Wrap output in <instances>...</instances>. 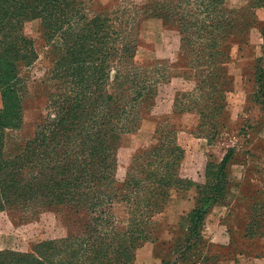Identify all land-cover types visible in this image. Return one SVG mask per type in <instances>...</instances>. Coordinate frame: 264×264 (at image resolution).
<instances>
[{"label":"rangeland","instance_id":"1","mask_svg":"<svg viewBox=\"0 0 264 264\" xmlns=\"http://www.w3.org/2000/svg\"><path fill=\"white\" fill-rule=\"evenodd\" d=\"M74 1L75 6L68 7L69 13L74 11L72 31L66 25L56 30L54 35L45 31L41 18H28L23 26H16L10 12L0 6V53L7 55L6 61L10 65H17L14 66L17 71H6L11 73L8 81L17 90V96L8 109L9 118L5 123L8 125L0 127V148L5 160L22 162L18 177L23 178L24 185L32 189L37 183L36 191L29 190L23 196H0V252L30 254L47 239L82 235L90 230L103 236L111 232L115 224L118 229H123L128 221L129 206L124 200L128 197L125 196L126 191L121 187H124L128 171L133 164L135 166L133 156L153 147L157 142L158 122L170 114V122L177 128V142L185 149L179 169L182 177L206 184L207 164L222 161L232 148L229 164L231 183L221 201L205 205L208 212L201 227V237L184 253L177 246L188 237L189 215L202 193L194 184L173 188L163 208L152 217L154 239L136 249L134 264H264V134H261L264 129V88L258 71H245L243 78L240 71H232L233 67L227 64L232 80L222 84L230 88L225 92L226 107L221 113L214 114L215 110L209 106H203V117L194 110L173 113L179 89L193 92L203 105L213 102L219 106L222 99L208 84L194 90V82L182 75L189 71L186 64L195 61L196 56L187 58L182 52L178 26L172 22L165 24L161 18L149 14L139 15L138 42H132L135 52L128 58L139 65H148L146 69L153 78H158V73L165 71H173L175 75L161 85L149 114L141 119H135L139 115L129 118L135 120L129 131L98 136L95 153L83 152L79 149L78 139L63 136L58 129L55 109L62 101L61 94L70 95L72 99L77 95L85 104L92 94L104 95L105 90L110 89L113 77H108L111 73L114 75L115 68L120 69L118 65L121 62L113 64L112 70L104 65L101 49L103 29L98 26L105 22L106 17H116L119 6L129 0ZM130 1L141 5L157 0ZM261 1L252 0L240 8L237 21L233 23V38L241 36L245 23H253L255 6ZM207 5L208 2L201 1L190 4L194 8ZM125 10L127 8L122 9L124 16L127 15ZM83 13L89 16L88 21L94 19V24L85 30L86 24H81L80 19ZM21 33L27 37L26 42L19 36ZM79 36L86 40L89 49L96 48L88 56L81 52L88 62L80 61ZM12 48L14 51L22 48L25 54L28 50V57L16 58L18 55L9 50ZM98 55L101 57L99 61ZM127 66L124 71H134ZM201 76L213 82V77L210 78L213 71H201ZM215 80L218 79L215 77ZM26 84L28 92L24 97ZM252 84L255 90L246 97L243 87ZM259 84L262 86L256 87ZM215 89H219V85ZM199 93L204 97H199ZM104 105L101 103L92 117L84 119L91 132L106 130L102 118ZM202 119L203 125L200 126ZM74 159L82 166L68 167ZM141 162L142 159L136 161V165ZM93 165L99 175L110 169L107 175L111 179L92 177L89 168ZM69 170L77 172L72 174ZM49 172L53 176L44 180ZM65 173L74 175L76 179L74 185L80 194H75L73 199L79 201V207L62 204L69 198L64 199L58 194L38 193V187L42 183L48 185L51 180L63 193L68 189L62 182ZM7 199L12 202H5ZM55 244L58 246L60 243Z\"/></svg>","mask_w":264,"mask_h":264},{"label":"trees","instance_id":"2","mask_svg":"<svg viewBox=\"0 0 264 264\" xmlns=\"http://www.w3.org/2000/svg\"><path fill=\"white\" fill-rule=\"evenodd\" d=\"M200 1L208 2V5L195 8L190 6V4ZM225 3L226 0H157L139 5L129 0L126 4L123 3L119 6L116 17H106L103 24L97 22L98 27L103 29L102 61L110 70H112L113 64L117 65L118 62H121L118 65L120 69L115 68L114 75L111 73L108 77H113L110 89H106L104 95L92 94L85 104L80 101L77 95L72 99L70 95L61 94L62 101L60 100L58 103L55 114L58 129L62 135L78 139L79 149L83 152L95 153L98 136L104 137L103 135H107L108 132L111 134L116 131H129V127L135 121L129 119L132 115H139L135 119H141L145 114L151 112L159 88L175 74L173 71H165L158 73V78H153L150 71L146 69L148 65H139L131 62V59L128 58L135 52L132 42H138L137 23L140 20L139 15L141 17L143 14L159 17L165 24L172 22L178 26L182 52L187 58L190 55L196 56L195 61L198 62V64L195 61L188 62L186 68L189 71H184L182 75L194 82V90L197 87L202 89V84H208L216 91L214 94H219L222 99L219 106L214 105L213 102L210 105H203L195 98L193 92L179 89L173 103V113L194 110L203 117L205 114L203 106L213 107L214 114L221 113L226 107L225 92L230 88L222 86V84L232 80L227 72V64L231 58V43L243 40L250 26L256 21L255 15H253V23H245L241 36L233 38L235 36V24L233 23H236L237 13L240 9L228 8ZM0 6H4L10 12L13 18L12 23L16 26L21 24L23 26L26 19L36 17L42 19L45 31L52 35L56 34V30H60L63 26L69 25L71 31L73 28L74 11L69 13L68 7L75 6L74 0H0ZM123 8H127L126 16L122 11ZM80 19L82 20L81 24H86L83 30L88 25L94 24V19L88 21L87 13H83ZM19 36L23 42L27 41V37L23 33ZM79 37L80 61L88 62V59H85L86 56L90 52H94L96 48L89 49L86 40ZM21 49L14 51L12 48L9 50L13 55H18L16 58L26 59L28 50L25 54V51H21ZM81 52L86 56H83ZM6 56L3 52L0 53V89L3 95L0 127L8 125L5 124L9 118L10 111L8 109L13 106L12 100L17 96V90L8 81L11 73L6 72L17 71L14 68L17 65H10L6 61L8 60ZM100 58L98 55L97 60L99 61ZM127 61L129 63L125 64ZM127 65L134 71H124L128 69ZM207 68H211V70ZM201 71H213V76L210 77H213V82L210 83L209 80L201 78ZM215 77L218 80H215ZM217 85H219V89L216 90ZM23 92L25 97L28 92V84ZM199 95V97H204L203 93H199ZM101 97H103L102 102L100 101ZM67 102L68 105H65ZM101 103L105 104L104 111H102L105 115L102 118L106 130H92L91 132L84 119L92 117ZM170 116L167 114L162 118V121L158 122L155 134L157 142L153 147L133 156L135 166L133 164L131 171H128L124 187H121L126 191L125 196L128 197H125L124 200L129 206L128 221L123 229H118V225L115 224L112 225V231L103 236L90 230L81 233L82 235L70 234L58 240L47 239L38 244L34 252L30 254H18L13 251L0 252V264H134L136 249L143 243L154 239L151 225L153 215L163 208L166 200L171 196L173 188L186 184L188 187L191 184L196 185L201 190L199 192L202 193L189 215L191 224L187 227L188 237L183 244L177 246V249H183L182 253L190 249L201 237V227L205 214L208 212L207 208L204 209L205 205L221 201L220 199L227 192L231 183L229 164L233 156V149H229L222 161L218 163L210 161L207 164L206 184L195 183L191 179L182 177L179 169L185 157V149L177 142V128L174 123L170 122ZM2 117H6V119L3 120ZM73 117L75 119H71ZM202 125L203 119L200 123V126ZM77 135H83V137H77ZM105 158L104 156V160ZM141 159L142 162L136 165V161ZM21 164L22 162H19L18 159L15 161L5 160L0 148L1 197L3 195L20 197L29 193V190L36 191L37 183L34 188L30 189L28 185L23 184V178L18 177ZM70 166L81 167L82 163H78L74 159L69 162L68 167ZM132 169L134 170L132 171ZM89 170L92 177L101 176L100 179H111L107 175L110 169H106L107 173L104 172L102 175H99V171L94 165ZM69 171L72 174L77 172ZM51 176L53 175L49 172L44 176V180ZM75 180L74 175L65 173L62 182L68 189H65L63 193L58 190L53 180L49 181L48 185L42 183L38 187V193L41 195L58 194L64 199L69 198V201L62 204L79 207V201L76 202L73 199L74 195L80 192L79 188H75ZM10 200L7 199L5 202H12ZM56 242L60 244L57 246Z\"/></svg>","mask_w":264,"mask_h":264},{"label":"crops","instance_id":"3","mask_svg":"<svg viewBox=\"0 0 264 264\" xmlns=\"http://www.w3.org/2000/svg\"><path fill=\"white\" fill-rule=\"evenodd\" d=\"M251 1L226 0L225 4L228 8L240 9L249 5ZM254 15L256 21L250 26L246 37L231 43L229 66L233 67L232 71H240L243 78L246 76L245 71H258L259 77L263 79L261 84L264 88V0L255 6ZM261 84L256 87L262 86ZM243 89H245L247 97L251 90H255V87L254 84L244 85ZM245 100L244 97L243 101ZM2 106L3 99L0 98V107ZM261 134H264V129Z\"/></svg>","mask_w":264,"mask_h":264}]
</instances>
